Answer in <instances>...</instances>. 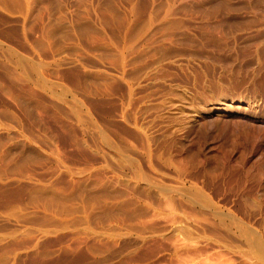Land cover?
I'll list each match as a JSON object with an SVG mask.
<instances>
[{
  "label": "rangeland",
  "instance_id": "374dc122",
  "mask_svg": "<svg viewBox=\"0 0 264 264\" xmlns=\"http://www.w3.org/2000/svg\"><path fill=\"white\" fill-rule=\"evenodd\" d=\"M0 264H264V0H0Z\"/></svg>",
  "mask_w": 264,
  "mask_h": 264
}]
</instances>
